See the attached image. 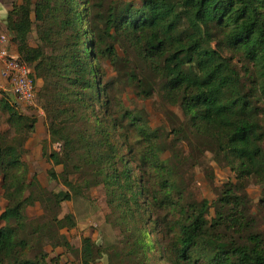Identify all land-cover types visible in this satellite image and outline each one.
Masks as SVG:
<instances>
[{"label": "trees", "instance_id": "16d2710c", "mask_svg": "<svg viewBox=\"0 0 264 264\" xmlns=\"http://www.w3.org/2000/svg\"><path fill=\"white\" fill-rule=\"evenodd\" d=\"M139 1H112L102 12L92 0H22L8 12L7 29L41 81L51 143L61 144L49 152L43 145L48 175L66 189L50 190L31 174L23 157L38 117L0 97L9 125L0 131V264L57 261L46 246L72 248L61 231L77 223L61 215L63 202L90 198L98 186L128 233L109 264H153L152 230L161 236L159 262L264 264V231L247 192L250 182L263 185L264 207V0ZM119 38L140 66L142 78L130 76L137 94L159 93L182 118L167 110L169 126L154 128L111 98L100 61L118 60ZM210 161L236 174L212 220L210 202L187 186L197 167L213 178ZM38 202L42 213L30 217ZM105 253L82 239V264Z\"/></svg>", "mask_w": 264, "mask_h": 264}, {"label": "rangeland", "instance_id": "374dc122", "mask_svg": "<svg viewBox=\"0 0 264 264\" xmlns=\"http://www.w3.org/2000/svg\"><path fill=\"white\" fill-rule=\"evenodd\" d=\"M100 5V11L107 9L112 1L130 2L132 0H92ZM138 5L141 4L139 0H133ZM35 35H33L31 41L35 44ZM118 56V60L115 63L111 62V59L104 57L100 61V68L105 83H108V91L111 98H119L123 101L122 106L124 108H129L131 110L138 109L143 112V115L148 119L149 124L154 127H168L169 124L165 118L164 113L167 110L175 112L179 117H183L181 109L177 106H171L165 103V101L160 97L159 93L155 92L152 97L139 96L137 94V85L132 81L133 77L131 74H136L137 78H142L140 73V66L136 64L137 58L132 50H125V41L121 38L119 40L113 41ZM17 109L25 114H34L38 118L41 113V118L45 117L46 113L41 108L38 102V107H22L21 105L13 102ZM7 113L4 112L0 107V131H5L9 128L7 123ZM47 124V123H46ZM60 144V143H59ZM52 144L49 147L47 142L43 145L46 147L47 152L55 149L60 151L61 144ZM51 146V144H50ZM210 155L208 154V158ZM211 167L213 168L214 175L210 179L209 175L201 167H197L193 170L191 179L187 184L188 189L196 193L199 197L206 198L210 202V213L208 214V219L212 220L215 217L214 202L219 197L220 191L225 188L227 184L236 182L235 172L228 166L220 165L215 161H210ZM187 180V179H186ZM53 185L50 190L60 191L65 190V186L58 181L51 180ZM263 185L255 184L250 182L247 186V192L252 201V212L256 215L259 227L264 231V207L260 205V200L263 197L262 194ZM105 189L102 186L93 187L90 190V198L79 197L74 201H65V208L70 207L74 209L73 214L85 223L91 234L94 235L95 243L100 246L103 250L108 253L103 254V256L98 259V262H104L109 264L110 258L109 253H113L115 249H120L124 245V240L128 235L125 232L122 224H118L115 221L116 216L111 213V205L107 202V196L105 194ZM7 204V200L3 197V189L1 187L0 179V214L4 210ZM43 211V210H42ZM30 213H27L30 217L38 216L36 214L35 208H30ZM63 212V209H62ZM1 221V219H0ZM4 222V221H3ZM5 224V223H4ZM153 228L150 226V229ZM85 232L84 230H82ZM152 242L155 243L156 249L151 251L148 250V255L153 264H167L166 261L159 262L156 261L161 253V247L159 244L161 236L157 230L151 231ZM113 255V254H112ZM97 263V262H96Z\"/></svg>", "mask_w": 264, "mask_h": 264}, {"label": "crops", "instance_id": "0c3cea01", "mask_svg": "<svg viewBox=\"0 0 264 264\" xmlns=\"http://www.w3.org/2000/svg\"><path fill=\"white\" fill-rule=\"evenodd\" d=\"M22 0H0V35L4 33H8L7 29V15L8 12L13 8V3L20 4ZM10 46V45H9ZM2 45L0 44V49ZM12 51H18V47L16 44L12 45ZM0 67H1V59H0ZM39 80V84H40ZM38 121L36 123V129L32 137L27 141L26 147L28 149V153L23 157V159L29 164L31 174L36 173L38 179L43 187L51 188L53 185L49 175L48 169L53 167V164L49 161L47 157L44 156L43 151V143L47 142L49 147H52L51 137L47 129V122L45 121V117L41 118V113L39 114ZM51 144V146H50ZM55 170L60 173L63 170L62 165L54 166ZM30 208L36 209L35 215H40L42 213L41 204L38 202L34 206H30L27 209V213H30ZM63 212L61 215L66 213H73L74 209L67 206L65 208V203L62 204ZM76 226L73 228H64L61 232L68 239L72 248L68 249L64 246L51 247L50 245L46 246L47 252L50 253L51 257H57L58 260L51 264H82L81 262V249H82V239L84 237L90 236L93 239L95 238V234H91L89 229L85 227V223L80 220L78 217L76 219ZM2 220L0 221V227L4 226ZM84 230L85 232H83ZM97 262V263H96ZM91 264H105L104 262H98Z\"/></svg>", "mask_w": 264, "mask_h": 264}, {"label": "built area", "instance_id": "2783aa9c", "mask_svg": "<svg viewBox=\"0 0 264 264\" xmlns=\"http://www.w3.org/2000/svg\"><path fill=\"white\" fill-rule=\"evenodd\" d=\"M0 44V97L5 96L22 107H38L40 84L33 65L23 60L19 51L11 50L16 43L9 31L0 35Z\"/></svg>", "mask_w": 264, "mask_h": 264}]
</instances>
